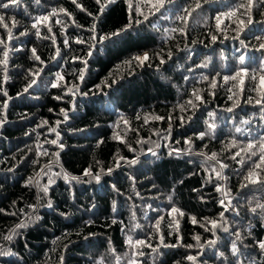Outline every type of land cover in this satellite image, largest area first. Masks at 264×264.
I'll return each instance as SVG.
<instances>
[{"label":"trees","instance_id":"1","mask_svg":"<svg viewBox=\"0 0 264 264\" xmlns=\"http://www.w3.org/2000/svg\"><path fill=\"white\" fill-rule=\"evenodd\" d=\"M155 3L114 0L101 12L96 0H21L0 9L8 25L0 23V60L8 52L6 70L0 64V251L12 253L0 264H264V210L251 211L264 205V183L245 179L254 171L264 182L259 147L255 156L245 150L264 137V0H253L250 13L238 7L247 0H164L159 11ZM43 15L50 19L37 36L32 24ZM249 15L253 23L238 32ZM144 53L143 64L134 59ZM129 236L146 244L130 245Z\"/></svg>","mask_w":264,"mask_h":264},{"label":"snow or ice","instance_id":"2","mask_svg":"<svg viewBox=\"0 0 264 264\" xmlns=\"http://www.w3.org/2000/svg\"><path fill=\"white\" fill-rule=\"evenodd\" d=\"M39 2H40V0H36V3H39ZM72 2L74 4H76L77 3V0H72ZM112 2H114V0H107L106 3H102V0H96V3L101 5V9H100L101 12H103L104 8L107 7V3H112ZM169 2H171V0H169ZM205 2H207V0H205ZM20 3H21V0H8L7 3H0V9H8L10 6H17L18 7L20 5ZM163 6H164V0H156V3L155 4H151V7L154 8L156 11H159V9L161 7H163ZM252 6H253V0H247V5L246 6L244 4H241L238 7H240V8H245L246 7V10L250 13V10H251ZM77 7H81V5L77 4ZM129 7L131 8V5H129ZM200 7H201V5L199 3H197L196 4V8H200ZM59 11L60 12H65V14H68V13H66V10L63 9V8L59 9ZM137 11L139 12L140 15H143V12H140L139 11V8H137ZM185 11H187V10H185ZM55 14H56V10H53L52 15H55ZM188 14L191 15L190 12ZM235 14H236V12L234 10V11H232L230 13H223L222 15H224V16H233ZM49 19H50V16L49 15H43V16H39V17L35 18V22L32 24V27L35 28V29H37V31H36V35L37 36H40V32H39L38 25H40L43 22L49 21ZM145 19H147V16H145ZM178 19L185 20V22H186V17L181 16V17H178ZM216 20H217V28L219 29L220 23H221L220 16H217ZM4 21H5V16L2 15V14H0V23H3ZM140 22L141 21H137V23H140ZM57 23H60V21H57ZM252 23H253V21H252L250 15L248 17L247 24L245 23V21L243 19H241L239 21L238 32H242L247 25H250ZM13 25H15V21H13ZM3 26L5 28H8V25L6 23H3ZM129 26H131V25H129ZM94 30H95V25L93 26V31ZM49 31H51L50 28H49ZM173 31H175V29ZM181 31H183V30L181 29ZM25 34L26 33H21V35H25ZM120 34H121L120 32H116V33H113L112 36H118ZM8 38L9 39H12L13 38L11 29L8 30ZM111 38H112L111 36H106V37H103L102 39H111ZM234 38L235 39H239V35H237ZM212 39H213V41H215L216 37L213 36ZM257 39H259V38H257ZM78 42H80V41H78ZM0 43H3V41L0 40ZM65 43H67V41H65ZM240 43L241 44H244V41L241 40ZM5 47H7V45H5ZM258 50H264V42L260 43ZM32 52H33V56L35 57V59L36 60H39L40 57L36 55V50L33 49ZM170 56H171V54H169V57ZM134 59L137 60V61H139L141 64H143L144 61H146V60L149 59V56H148L147 53H145L143 56H137ZM239 60H240V63L241 64H244L245 57L242 55V56L239 57ZM161 63H164V61L161 60ZM0 64H2L5 67V70H6L7 64H8V52L7 51H5L3 53V59L0 60ZM204 66L206 67L207 65L205 64ZM262 70H264V65H262ZM245 71H246V69L241 68L240 71H238L236 73V76H232V77L225 76L224 77V80L225 81H228L229 79L235 80L237 76H240V74L242 72H245ZM30 75H32L34 78L25 87V89H24L25 92L28 91V89L31 88L34 84H36L35 77L39 76V71L30 73ZM83 77H84V73H83V71H81L79 78L81 80H83ZM58 78H61L62 79V77H59V74H58ZM5 79H6V77H5ZM253 79H255V77H253ZM260 79H261V84H264V76H261ZM241 83H243V81H241ZM56 86H57L56 84H53V87H56ZM213 87H215V82H213ZM4 95L7 96V92H5ZM193 95L196 96L197 99H200L198 93L194 92ZM229 98L231 99V97H229ZM256 102L258 104L261 103L260 100H257ZM188 103L189 104H192V101H188ZM3 107L4 108H7V103L6 102L4 103ZM231 110L232 109H228V111H231ZM61 112L64 113V110L61 109ZM64 118H65V120L67 119V114L66 113L64 114ZM157 119H162V118H159L158 117ZM3 123H4V120H0V125H2ZM125 123H127V122L125 121ZM208 127H209V129H213L215 127V125L210 123L208 125ZM52 131H55V129H52ZM237 131H240V129H237ZM204 135H205V133H201L200 134V138L202 139ZM57 139H59V136L58 135H57ZM51 143L56 144L57 141L56 140H53V141H51ZM232 146H236V142L235 141H232ZM257 146L260 149V156H259L260 163H257L255 165V167L256 168H259L261 166V164H264V137H261V139L259 141H257L256 143L249 142L248 145L246 146V149L245 150L250 151V155L251 156H255V155H257V153L255 151H251V150L254 149V148H256ZM61 147H62V145H61ZM238 155H239V152H237L235 154V156H238ZM235 156H233V159H235ZM215 158H216V154L215 153H212V155L210 157H208V159H212V160H215ZM130 163L134 164V163H136V161L133 160ZM117 166H119V165H117ZM221 167H226V165H221ZM108 171L111 172L112 169H109ZM213 171L215 172V169H213ZM90 174H91L90 170H86L85 175H90ZM255 175H256V173L254 171H250L249 174H248V176L245 177V179L246 180H249L251 183H264V182H261L259 180L253 179V177ZM216 176L218 178H220V179H223V177L221 176L220 172H216ZM93 178L95 180L99 181L100 180V175L99 174H96V175L93 176ZM65 179H69V177H68L67 174H65ZM70 179L76 180L78 178L73 176V177H70ZM29 182L31 183V179H30ZM49 182L51 183L52 181L50 180ZM244 186L246 187L247 185H244ZM42 190L46 194L48 192V187L45 186ZM221 190L222 189L219 186H217V191H221ZM225 195H227V193H225ZM220 203L223 205L224 204V201L222 200ZM48 206L51 207V201H49ZM257 208H259L261 210H264V205L257 204V206L255 208H252L251 211L253 213H255L257 211ZM171 211L172 212H178L179 210L176 209V208H172ZM180 214L183 215V213H180ZM222 217H223V213H221V218ZM37 219H39V217H37ZM193 223H196V220H195L194 217H193ZM209 223L212 225V228L213 229H215L218 226L217 221H215V220L209 221ZM25 226L26 225L21 224L18 227H25ZM224 231L227 232L228 229L225 227L224 228ZM235 235H236V241H240L241 240L240 233L237 232ZM7 239H11V237H7ZM195 239L197 240V242H199L200 237L199 236H196ZM236 241H233L232 242L231 251H232V255L233 256H238V254L240 252L239 248L237 247ZM128 242H129L130 245H133V246H135V245H145L146 244V241H143V240H136L135 242H133L131 236L128 237ZM215 243H216L215 240L209 241V244L210 245H214ZM148 246H150V245H148ZM164 246L165 247H174L175 245H164ZM257 246L261 250V252H264V240L257 241ZM189 247H191V245H189ZM154 251H155V249H154ZM138 254L139 255H143L142 252H140ZM0 255H12V253L11 252H2V251H0ZM221 255H223V253H221ZM187 259L189 261H195L196 260V257H194V256H188ZM101 264H102V262H101ZM129 264H135V260L130 261ZM238 264H243V262L238 260ZM251 264H256V262L255 261H252Z\"/></svg>","mask_w":264,"mask_h":264},{"label":"rangeland","instance_id":"3","mask_svg":"<svg viewBox=\"0 0 264 264\" xmlns=\"http://www.w3.org/2000/svg\"><path fill=\"white\" fill-rule=\"evenodd\" d=\"M144 54H145V53H144ZM144 54H143V55H144ZM143 55H142V56H143Z\"/></svg>","mask_w":264,"mask_h":264}]
</instances>
